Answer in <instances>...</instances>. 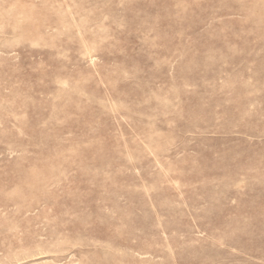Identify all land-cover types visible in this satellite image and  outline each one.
<instances>
[{"label": "rangeland", "instance_id": "obj_1", "mask_svg": "<svg viewBox=\"0 0 264 264\" xmlns=\"http://www.w3.org/2000/svg\"><path fill=\"white\" fill-rule=\"evenodd\" d=\"M0 264H264V0H0Z\"/></svg>", "mask_w": 264, "mask_h": 264}]
</instances>
